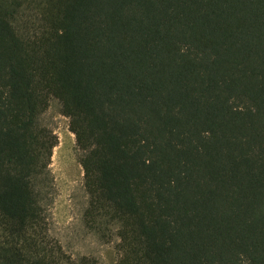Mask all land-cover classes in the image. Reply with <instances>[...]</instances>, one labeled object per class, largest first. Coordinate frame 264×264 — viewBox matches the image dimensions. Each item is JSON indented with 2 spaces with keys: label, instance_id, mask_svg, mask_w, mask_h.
<instances>
[{
  "label": "trees",
  "instance_id": "16d2710c",
  "mask_svg": "<svg viewBox=\"0 0 264 264\" xmlns=\"http://www.w3.org/2000/svg\"><path fill=\"white\" fill-rule=\"evenodd\" d=\"M53 99L116 264H264V0H0V264H101L50 232Z\"/></svg>",
  "mask_w": 264,
  "mask_h": 264
},
{
  "label": "rangeland",
  "instance_id": "374dc122",
  "mask_svg": "<svg viewBox=\"0 0 264 264\" xmlns=\"http://www.w3.org/2000/svg\"><path fill=\"white\" fill-rule=\"evenodd\" d=\"M43 124L58 139L50 170L52 175L51 235L64 250L74 256H92L101 264H116L114 244L105 243L91 233L84 222L88 196L84 188V172L79 162L75 135L70 120L53 99L43 115Z\"/></svg>",
  "mask_w": 264,
  "mask_h": 264
}]
</instances>
